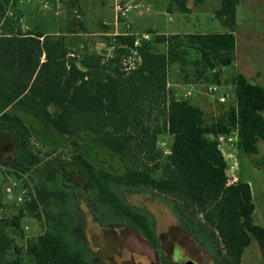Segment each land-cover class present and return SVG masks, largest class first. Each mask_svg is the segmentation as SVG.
Segmentation results:
<instances>
[{
	"label": "trees",
	"instance_id": "obj_1",
	"mask_svg": "<svg viewBox=\"0 0 264 264\" xmlns=\"http://www.w3.org/2000/svg\"><path fill=\"white\" fill-rule=\"evenodd\" d=\"M12 1L0 0V136L13 155L9 165L23 175L38 171L37 156L26 149L30 132L19 111L67 139L92 136L124 166L122 173L97 169L72 141L70 161L83 173L85 201L105 231L130 228L159 251L151 217L122 197L123 191L146 188L161 199L191 241L213 253L217 264H241L252 238L264 264V228L254 224L250 187L241 180L228 184L227 163L216 141L217 135L236 132L237 149L258 155V143L264 141V88L236 73L234 104L207 119L200 107L176 99L167 87L171 65H190L194 82L219 85L220 70L234 60V35L166 37L150 32L152 40L138 49L140 64L127 72L121 60L132 48V37L116 38L117 48L109 58L94 53L77 58L63 36L23 31L20 15L10 11ZM175 2L182 13L188 12L186 0ZM238 3L219 0L215 18L233 25ZM159 44L165 45V52L154 51ZM161 133L172 141L169 155L159 164L156 139ZM257 165L264 171V156ZM158 170L161 175L154 178ZM27 190L34 196L20 205L5 227L16 226L26 214L43 229L24 248L14 247L16 258L3 264H93L69 238V189L40 180ZM12 242L0 225V255Z\"/></svg>",
	"mask_w": 264,
	"mask_h": 264
},
{
	"label": "rangeland",
	"instance_id": "obj_2",
	"mask_svg": "<svg viewBox=\"0 0 264 264\" xmlns=\"http://www.w3.org/2000/svg\"><path fill=\"white\" fill-rule=\"evenodd\" d=\"M45 1L47 0H33L27 4L20 3L19 0L12 1L10 11L14 9L20 15L23 31H33L36 28L48 32L53 31L55 26L57 29L63 28L61 21L55 16L52 18L49 12L43 13ZM121 1L130 2L127 3L130 7L127 22H130L133 30L140 33L157 30L163 34H171L178 30L176 28H181L182 31L186 29L202 33L230 31L234 35V60L231 66L220 70V82L215 85L218 88L216 93L207 92V87L213 84L193 81L190 65H171L167 73L168 89L175 98L188 99L203 110L207 119L217 117L234 104L232 78L236 73L244 75L250 83L264 88V0H239L232 28L213 17L214 10L220 5L219 0H189L191 11L186 16L179 12L171 0H119ZM111 6L112 1L108 0L106 12L109 18L112 16ZM168 7L171 8L170 11H167ZM139 11L143 13L140 15ZM122 32L126 31L119 25L118 33ZM109 37L108 42L113 40V37ZM165 49L164 44L154 46V51L158 53L165 52ZM183 86L190 88L191 97L184 98L180 95ZM220 97L225 99L224 103L218 102ZM18 114L29 129L30 144L26 149L37 156L39 162L35 167L38 171L35 175L32 172L23 175L15 165H9L13 155L7 147L6 139L0 136V225L13 241L10 250L0 255V264L14 260L16 255L13 248H24L26 241L42 232L43 224L26 214L16 226L5 227L6 222L12 223L13 218L18 215L21 205L16 200L18 190L26 188L25 185L31 188L40 180H47L50 184L58 183L69 189L70 200L67 206L72 218L69 238L74 246L84 249L93 264H181L184 259L194 264L218 263L217 260L214 261L209 249H203L198 243L191 241L187 233L178 228V222L170 210L156 197L155 192L146 188L123 191L122 197L130 206L151 217L153 230L160 241L159 251L150 248L130 228L105 231L95 220L89 202L85 201L87 186L83 173L70 161V153L74 150L72 141L79 143L81 154L97 169L122 173L124 166L118 155L99 146L92 136L79 135L67 139L27 113L19 111ZM152 121L153 118L148 120L150 124ZM171 141L172 138L166 133L157 136V148L161 153L159 164L164 163L169 155ZM219 149L227 163L228 179L234 178L237 182L241 180L249 185L254 205V224L264 228V171L257 165V161L264 156V141L258 143L256 156L241 153L236 143L221 145ZM160 175V170L153 172L154 178H159ZM13 182L18 187L8 196L4 191ZM241 264H262L261 250L255 239L252 238L244 250Z\"/></svg>",
	"mask_w": 264,
	"mask_h": 264
},
{
	"label": "crops",
	"instance_id": "obj_3",
	"mask_svg": "<svg viewBox=\"0 0 264 264\" xmlns=\"http://www.w3.org/2000/svg\"><path fill=\"white\" fill-rule=\"evenodd\" d=\"M31 1L33 0H19V2L23 4L24 3L27 4ZM111 1H112V6H111L112 16L111 18H109L107 17V12H106L107 9L106 6L108 0H47L45 2L48 5L46 9L43 8L42 10L43 13L45 14V12H49L52 18L55 16L56 19L61 21L60 25L63 28L59 27L57 29V27L55 26L53 28L54 29L53 31H48V32H43L34 28L33 31H40L45 34L63 36L65 38V42L68 50L73 55L76 54L77 58H81L85 54H90V53H94L105 59L109 58L112 56L113 52L109 51L108 49L109 42L107 40L108 38H110L109 36H111V38L113 37V33L115 31L113 4L115 2H119V0H111ZM171 1H173L176 4L175 0H171ZM188 1L189 0H186V4H185L186 9L188 10V12L186 13H182L181 10L179 9V6L176 4L177 8L179 9V12L185 16L190 14L191 11V9L188 6L189 5ZM198 1L201 2V0ZM119 3L129 6L127 3L130 2L121 1ZM168 8L169 9L167 11H170L171 8L170 7ZM216 10H214L213 12L214 18H215L214 13ZM142 13H143L142 11H139L140 15ZM44 14L43 16H45ZM217 21L226 24L229 27L231 26L233 27L235 24V22L233 25L228 24L224 20H217ZM129 23L127 22L128 25ZM121 26L123 30H125L124 26L123 25ZM129 27L130 29L128 32L132 34V38L135 35L147 33L146 31L140 33L133 30L131 24L129 25ZM176 29L178 30L172 32L171 34H163L157 30L155 31L151 30L148 32V34L150 32H153L155 35H163L166 37H173L177 35L182 36L189 34H207L202 32H190L187 31L186 29L182 31L181 28H176ZM214 33H231V32L229 31V32H214ZM151 37H153V35ZM168 86L169 85L167 84V87ZM180 90H181L180 95L184 98L187 92L189 91L191 92L190 88L187 86L181 87ZM196 99H199V96H196Z\"/></svg>",
	"mask_w": 264,
	"mask_h": 264
},
{
	"label": "built area",
	"instance_id": "obj_4",
	"mask_svg": "<svg viewBox=\"0 0 264 264\" xmlns=\"http://www.w3.org/2000/svg\"><path fill=\"white\" fill-rule=\"evenodd\" d=\"M44 9L47 8V4H45L43 6ZM130 10V7L125 5V4H121L119 2H115L113 4V11H114V26H115V31L113 33V40L109 42L108 45V49L111 52H114L117 48V43L118 41L116 40V38L118 37H132V34L129 33V25L127 24V14ZM119 25H123L126 32L124 33H118V26ZM151 35H149L148 33H143V34H139V35H135L133 36V44H132V48L129 50V53L122 58L121 60V65L124 71H132L134 70L141 62V58L140 55L138 54V49L142 46L143 43L149 42L151 40ZM218 90L217 86L215 85H209L207 87V92L209 94H213L216 93ZM192 94L191 92H187L185 95V98L190 97ZM225 99L223 97L218 98V102L220 103H224ZM216 141L219 145V147L221 145H225V144H234L237 142V134L236 132L231 133L230 135H224V134H220L217 135L216 137ZM227 170V169H226ZM232 170V168L230 169ZM227 175V174H226ZM228 178V177H227ZM236 179H228V184H234L236 183ZM18 187L17 183L13 182L10 185H8V187L5 189V194L10 196L12 194V192L14 190H16ZM33 193L32 195H29L28 190H26V188L21 187L18 190V195L16 197L17 203L19 204H23L26 201H30V199L33 197Z\"/></svg>",
	"mask_w": 264,
	"mask_h": 264
},
{
	"label": "water",
	"instance_id": "obj_5",
	"mask_svg": "<svg viewBox=\"0 0 264 264\" xmlns=\"http://www.w3.org/2000/svg\"><path fill=\"white\" fill-rule=\"evenodd\" d=\"M148 264H153V263H148ZM181 264H194V263L191 261H188L187 259H184V261H182Z\"/></svg>",
	"mask_w": 264,
	"mask_h": 264
}]
</instances>
